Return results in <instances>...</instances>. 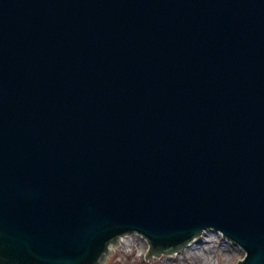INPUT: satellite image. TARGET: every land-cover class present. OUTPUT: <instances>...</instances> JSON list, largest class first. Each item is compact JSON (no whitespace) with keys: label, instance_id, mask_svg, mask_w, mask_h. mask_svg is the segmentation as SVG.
Here are the masks:
<instances>
[{"label":"water","instance_id":"95a60500","mask_svg":"<svg viewBox=\"0 0 264 264\" xmlns=\"http://www.w3.org/2000/svg\"><path fill=\"white\" fill-rule=\"evenodd\" d=\"M210 229L264 264V0H0V264Z\"/></svg>","mask_w":264,"mask_h":264},{"label":"rangeland","instance_id":"374dc122","mask_svg":"<svg viewBox=\"0 0 264 264\" xmlns=\"http://www.w3.org/2000/svg\"><path fill=\"white\" fill-rule=\"evenodd\" d=\"M222 235L214 229L207 230L201 240L194 241L181 252L174 255H152L149 259L145 258L149 246L147 240L138 234L129 235L117 246L107 264H235L244 257L245 252ZM200 245L207 248L196 254L195 251L200 249Z\"/></svg>","mask_w":264,"mask_h":264},{"label":"bare ground","instance_id":"6f19581e","mask_svg":"<svg viewBox=\"0 0 264 264\" xmlns=\"http://www.w3.org/2000/svg\"><path fill=\"white\" fill-rule=\"evenodd\" d=\"M197 246H198V245H197ZM199 247H200V249H199ZM199 247H198L199 250H196V251H195L196 254H197V253L200 254L201 251H202L203 249L207 248L206 246L204 247L203 245H200ZM209 248H210V246H208V249H209ZM195 249H196V248H195Z\"/></svg>","mask_w":264,"mask_h":264}]
</instances>
